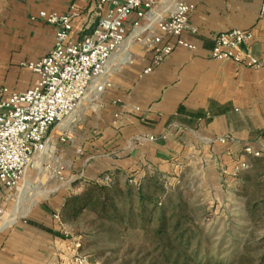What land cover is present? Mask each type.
Returning a JSON list of instances; mask_svg holds the SVG:
<instances>
[{"label":"crops","instance_id":"crops-1","mask_svg":"<svg viewBox=\"0 0 264 264\" xmlns=\"http://www.w3.org/2000/svg\"><path fill=\"white\" fill-rule=\"evenodd\" d=\"M179 1L195 5L190 23L197 32L184 39L196 49L176 46L145 74L151 55L137 38L140 30L128 33L109 62L111 88L102 94L91 89L72 116L81 121L78 131L83 129L85 136L73 166L62 170L54 192L20 215L17 223L0 228V264H75L73 225L63 220L61 210L72 191L87 182L117 173L124 178L159 171L178 176L182 168L193 167L207 192H219L223 173L231 175L238 161L250 164L246 171L264 162V69L210 55L219 33L241 29L253 32L251 53L264 58V16L259 13L263 0H158L156 10L168 14ZM69 4L0 0V88L22 92L34 85L38 75L21 62L48 54L55 28L31 17L43 10L64 13ZM77 6L82 17L74 23V40L90 34L97 22L94 6L83 1ZM70 121L59 124L60 140L71 133ZM144 136L156 140L141 143ZM221 138L228 140L223 143ZM246 146L261 155L246 154ZM6 194L0 196V222L13 199Z\"/></svg>","mask_w":264,"mask_h":264},{"label":"built area","instance_id":"built-area-1","mask_svg":"<svg viewBox=\"0 0 264 264\" xmlns=\"http://www.w3.org/2000/svg\"><path fill=\"white\" fill-rule=\"evenodd\" d=\"M79 1L94 6L97 22L90 34L74 40V23L82 17ZM157 4L158 0H70L64 13L43 10L31 17L53 25L55 41L48 54L39 60L21 62L22 67L38 75L31 88L22 92L0 88V196L7 192L6 199H11L20 190L27 171L35 167L37 154L47 150L49 134L76 112L91 89L102 94L111 88L109 62L130 31L140 30L137 38L144 52L151 55L145 74L160 66L176 46L196 49L184 39V35L197 32L190 23L195 5L179 1L164 14L156 10ZM259 13L264 16V0ZM152 29H157V33H151ZM143 32L146 34L141 37ZM253 38L250 30L221 32L214 39L211 58L264 69V58L251 53ZM68 139V133L61 135V141ZM154 140V136L140 138L141 143ZM227 140L220 139L223 143ZM244 151L254 157L261 155L251 146H246ZM249 168L248 162L238 161L233 174ZM104 181L109 182L110 176ZM81 248V237H75L73 262L91 264Z\"/></svg>","mask_w":264,"mask_h":264},{"label":"rangeland","instance_id":"rangeland-1","mask_svg":"<svg viewBox=\"0 0 264 264\" xmlns=\"http://www.w3.org/2000/svg\"><path fill=\"white\" fill-rule=\"evenodd\" d=\"M72 116L64 120H71L70 139L61 141L57 137L60 132L57 126L47 150L37 154L35 167L27 171L20 190L13 196L3 217L6 226L17 223L20 215L54 192L60 183L58 171L62 172L70 164L73 166L78 157L77 146H83L85 136L83 129L78 131L81 121H73ZM256 165L254 169L237 175L223 173V187L219 192L215 189L207 192L200 173L193 167L182 168L178 176L160 171L151 173L167 186L169 195L166 200L170 202L167 215L173 214L174 208L181 204L179 208L189 216L194 229L197 228L192 246L195 249L199 243L198 259L203 263L259 264L264 256V162ZM125 179L120 177V182L124 183ZM155 213L157 215L159 211ZM70 221L73 237H81V251L92 260L91 264H182V257L175 263L177 250L165 259L168 250L151 232L157 223L120 231L117 226L97 220L87 211Z\"/></svg>","mask_w":264,"mask_h":264},{"label":"trees","instance_id":"trees-1","mask_svg":"<svg viewBox=\"0 0 264 264\" xmlns=\"http://www.w3.org/2000/svg\"><path fill=\"white\" fill-rule=\"evenodd\" d=\"M119 174L110 176V181H90L81 190L70 194L61 210L64 221L77 218L84 211L90 212L95 219L117 226L127 231L136 226L146 227L157 223L152 236L161 240L162 247L168 250V259L176 253L175 263L182 257V264H205L199 257V243L193 248V240L198 233L191 219L179 207L167 215L170 206L168 191L164 181L155 175L129 177L120 182ZM167 195V197H166ZM179 210V212H177ZM156 211L159 214L156 215ZM194 249V250H193ZM259 264H264V256Z\"/></svg>","mask_w":264,"mask_h":264},{"label":"bare ground","instance_id":"bare-ground-1","mask_svg":"<svg viewBox=\"0 0 264 264\" xmlns=\"http://www.w3.org/2000/svg\"><path fill=\"white\" fill-rule=\"evenodd\" d=\"M65 122L67 123V122H69V120H68V121H65ZM63 127H64V126H63ZM18 209H19V208H18ZM16 217H18V215H16L15 218H16ZM6 225H7V223L4 222V223H2V225H1L0 227L3 228V227L6 226Z\"/></svg>","mask_w":264,"mask_h":264}]
</instances>
